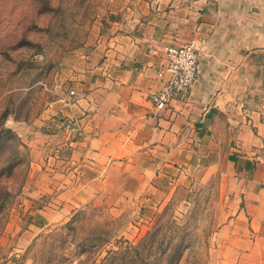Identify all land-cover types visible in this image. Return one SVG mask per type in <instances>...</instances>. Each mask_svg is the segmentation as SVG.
Masks as SVG:
<instances>
[{
  "label": "crops",
  "instance_id": "1",
  "mask_svg": "<svg viewBox=\"0 0 264 264\" xmlns=\"http://www.w3.org/2000/svg\"><path fill=\"white\" fill-rule=\"evenodd\" d=\"M191 41L197 80L154 108L164 47ZM95 54L73 93L23 132L29 228L89 204L148 211L216 179L228 210L215 233L220 263L264 264V0H150ZM60 119L73 120L70 130Z\"/></svg>",
  "mask_w": 264,
  "mask_h": 264
},
{
  "label": "rangeland",
  "instance_id": "2",
  "mask_svg": "<svg viewBox=\"0 0 264 264\" xmlns=\"http://www.w3.org/2000/svg\"><path fill=\"white\" fill-rule=\"evenodd\" d=\"M148 1L0 0V264H221L215 233L228 210L216 179L148 211L89 204L29 228L19 208L30 159L23 132L91 69L102 37L134 24ZM154 230L152 252L141 243ZM169 240L180 245L172 258Z\"/></svg>",
  "mask_w": 264,
  "mask_h": 264
},
{
  "label": "built area",
  "instance_id": "3",
  "mask_svg": "<svg viewBox=\"0 0 264 264\" xmlns=\"http://www.w3.org/2000/svg\"><path fill=\"white\" fill-rule=\"evenodd\" d=\"M164 67L158 75L166 78L162 81L160 90L149 95V101L154 108H166L176 101L195 83L198 77L199 45L195 41L180 45H166L163 49ZM70 94L73 91L69 92ZM62 121V129L70 130L73 120Z\"/></svg>",
  "mask_w": 264,
  "mask_h": 264
},
{
  "label": "trees",
  "instance_id": "4",
  "mask_svg": "<svg viewBox=\"0 0 264 264\" xmlns=\"http://www.w3.org/2000/svg\"><path fill=\"white\" fill-rule=\"evenodd\" d=\"M155 230L148 236V238H149V243L146 241V238L145 239H143V241H142V243H141V246L142 247H144V246H146L147 247V250L149 251H152V252H155V250L158 248L157 246L159 245V243L157 244V240H156V235H155ZM170 242H171V240H169L168 241V245L170 246V248H169V255L171 254L172 256H171V258L173 257V255H174V253L176 252V250H178L179 249V247H180V245H179V243H173V244H170ZM168 245H167V247H168ZM167 247H166V249H167ZM139 248V245H137V246H133V247H131V248H129V250H126V251H134V252H136L137 251V249ZM116 255V254H115ZM170 258V259H171Z\"/></svg>",
  "mask_w": 264,
  "mask_h": 264
}]
</instances>
